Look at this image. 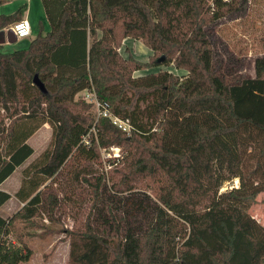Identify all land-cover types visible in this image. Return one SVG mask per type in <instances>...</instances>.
I'll list each match as a JSON object with an SVG mask.
<instances>
[{"label": "trees", "instance_id": "trees-1", "mask_svg": "<svg viewBox=\"0 0 264 264\" xmlns=\"http://www.w3.org/2000/svg\"><path fill=\"white\" fill-rule=\"evenodd\" d=\"M42 1L50 31L0 52V186L33 155L28 140L40 126L52 128L49 146L22 170L21 209L0 215V264L31 259L13 227L53 217V180L75 152L96 168L75 174L90 202L67 230L68 264H264V224L248 212L264 193V56L253 77L227 81L210 38L215 22L245 12L249 0ZM23 14L0 15V30ZM127 38L153 51L147 62L121 55ZM83 91L108 115H93ZM113 146L122 158L102 159ZM237 178L238 188L224 190ZM108 185L115 195L151 191L158 204L144 232L123 204L107 200ZM11 197L0 189V207Z\"/></svg>", "mask_w": 264, "mask_h": 264}, {"label": "rangeland", "instance_id": "rangeland-1", "mask_svg": "<svg viewBox=\"0 0 264 264\" xmlns=\"http://www.w3.org/2000/svg\"><path fill=\"white\" fill-rule=\"evenodd\" d=\"M34 25L30 37L19 39L16 43H10L11 45H2L1 53L25 49L19 47L34 39L43 28L40 23ZM48 25V29H51L50 23ZM211 31L214 63L219 67V75L227 81H235L241 77H253L256 58L264 56V0H249L245 12L239 10L226 15L211 26ZM138 42L133 39L124 41L119 51L124 57L130 53L138 60L147 62L153 55V51H148L149 48L146 49L147 47L141 41ZM141 43L144 46L143 51H141ZM161 68L178 75L186 73L185 70H177L173 66H162ZM154 69L146 68L135 72L134 75L141 76ZM85 94L86 91H83L78 97L85 101L88 99L87 102L91 105L92 114L98 116L96 104L92 103L90 97ZM51 136V126L49 124L41 125L29 140V144L34 149L33 155L4 184L3 189L12 196L0 207V215L5 219L12 218L21 209L22 203L15 197V193L21 185L22 170L49 146ZM110 152H113L112 156L108 155ZM102 154V159L106 161L107 159L122 158L121 148L116 146L107 150L102 149ZM95 168L96 166L88 158L75 152L64 167L62 174L53 180L60 198V205L54 211L53 217L50 219L44 215L36 219L35 225L32 227H27L20 221L15 223L13 227L15 233L23 234L24 241L32 250L31 259L21 264H68L70 245L67 230L78 225L90 202L88 189L77 182L75 174L79 170H95ZM105 168L109 171L111 166L107 165ZM239 186L240 179L237 178L232 183L227 184L224 190ZM105 195L107 200L119 202L125 206L127 212L130 213L132 224L138 232H144L147 229L149 219L154 214L158 204L151 191L138 188L131 193L115 195L108 185L105 189ZM248 212L264 224V193L258 197ZM255 264L260 263L256 261Z\"/></svg>", "mask_w": 264, "mask_h": 264}, {"label": "crops", "instance_id": "crops-1", "mask_svg": "<svg viewBox=\"0 0 264 264\" xmlns=\"http://www.w3.org/2000/svg\"><path fill=\"white\" fill-rule=\"evenodd\" d=\"M21 7L24 8L23 19H27L30 22L31 27L33 26V24H35L34 26H36V24H39L40 23V24H42L44 33L48 32L50 30V29H48L49 28V25H48L49 21H48V18H47V15H46L45 8H44L43 1L42 0H5L4 3L0 4V15H10V14H13V13H15ZM11 25H9V27ZM32 30H33V27H32ZM6 31H7V28L0 30V52H2L1 51L2 50L1 49L2 45H11L10 44L11 42L8 41L7 37L6 36L3 37L1 35V32H6ZM129 39L130 38H127L124 41L126 42ZM11 40H14V37H11ZM18 40L19 39L17 38L15 40V42H13V43L18 42ZM135 41L138 42L137 40H135ZM30 42H27L25 44H22L19 48H27L29 46ZM138 43H140V42H138ZM146 49H148V48H146ZM149 50L150 49H148V51ZM158 69L159 68H155L152 71H157ZM29 140H28V143H29ZM8 179L0 186V189L1 190H4L3 189V186L8 181ZM4 191H6V190H4Z\"/></svg>", "mask_w": 264, "mask_h": 264}, {"label": "built area", "instance_id": "built-area-1", "mask_svg": "<svg viewBox=\"0 0 264 264\" xmlns=\"http://www.w3.org/2000/svg\"><path fill=\"white\" fill-rule=\"evenodd\" d=\"M8 29H11L18 39L30 37L32 34V27H31L30 22L27 19H22L20 21L13 23ZM85 95H88V97H90V101L92 103L96 104L98 116L101 114H103L104 116L108 115L107 112L100 111V109H99L100 103L98 102L97 97L95 96V94L93 92L86 91ZM87 101H89V100L87 99ZM112 121L114 122V124L118 125L123 130H130V128H131V126L127 120H122L118 117H112ZM112 154H113V152H110L108 155L112 156ZM102 156H103V154H102ZM117 157H119V156H117Z\"/></svg>", "mask_w": 264, "mask_h": 264}, {"label": "water", "instance_id": "water-1", "mask_svg": "<svg viewBox=\"0 0 264 264\" xmlns=\"http://www.w3.org/2000/svg\"><path fill=\"white\" fill-rule=\"evenodd\" d=\"M1 35L3 37H7L8 41L13 43L15 42V40L17 39V37L15 36V34L13 33V31L11 29H8L6 32H1ZM11 37H14V40H11ZM164 59V57H161L158 59V61H162ZM34 84L44 93H47L46 87L44 85V83L39 79L38 75H35L34 77Z\"/></svg>", "mask_w": 264, "mask_h": 264}, {"label": "clouds", "instance_id": "clouds-1", "mask_svg": "<svg viewBox=\"0 0 264 264\" xmlns=\"http://www.w3.org/2000/svg\"><path fill=\"white\" fill-rule=\"evenodd\" d=\"M143 48H144V46H143V44L141 43V51H143Z\"/></svg>", "mask_w": 264, "mask_h": 264}]
</instances>
